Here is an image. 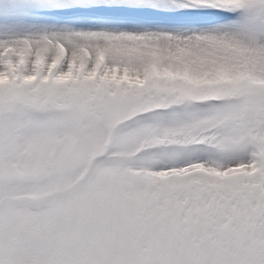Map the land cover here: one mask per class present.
<instances>
[{
    "label": "snow or ice",
    "instance_id": "obj_1",
    "mask_svg": "<svg viewBox=\"0 0 264 264\" xmlns=\"http://www.w3.org/2000/svg\"><path fill=\"white\" fill-rule=\"evenodd\" d=\"M0 264H264V0H0Z\"/></svg>",
    "mask_w": 264,
    "mask_h": 264
}]
</instances>
